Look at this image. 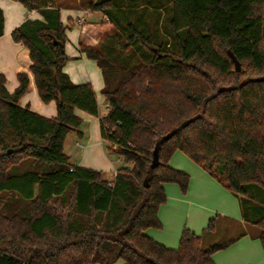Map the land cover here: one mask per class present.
<instances>
[{
    "label": "trees",
    "instance_id": "1",
    "mask_svg": "<svg viewBox=\"0 0 264 264\" xmlns=\"http://www.w3.org/2000/svg\"><path fill=\"white\" fill-rule=\"evenodd\" d=\"M14 1L41 15L11 37L28 49L37 94L56 113L19 103L26 72L12 92L0 72V264H215L211 254L242 235L203 247L217 215L200 232L183 227L174 248L146 233L161 227L164 184L187 191L189 175L169 164L177 150L237 197L264 252V204H252L264 193V0H129L170 7L162 33L142 31L132 16L119 26L113 0L90 1L117 25L101 45L79 46L101 71V116L91 84L62 69L70 24L55 0ZM76 110L99 116L105 149L127 164L112 179L68 161L65 137L82 123ZM244 203L262 214L249 217Z\"/></svg>",
    "mask_w": 264,
    "mask_h": 264
},
{
    "label": "crops",
    "instance_id": "2",
    "mask_svg": "<svg viewBox=\"0 0 264 264\" xmlns=\"http://www.w3.org/2000/svg\"><path fill=\"white\" fill-rule=\"evenodd\" d=\"M90 1L95 0H55V3L59 8L61 21L64 24H70V27L66 29L67 39L64 44V53L67 59L62 69L74 83L89 82L91 84L98 108H100L102 101L106 107L104 112L99 113L98 111L99 116H101L105 114L107 109L100 92L103 86L101 71L94 60L88 58L80 50V44L101 45L105 42L107 35L109 36L114 32L113 29L115 30L117 25L123 24L125 26L132 17V19L135 18L136 26L142 31L162 33L165 31L163 24L166 12L163 11V6L157 8L153 6L144 7V4L140 3L139 6L132 7L129 0H113L114 16L112 19L118 21L119 24L116 25L110 16H106L101 10L89 8ZM160 1L164 3L167 0ZM0 8L3 12V33L0 36V72L5 76V86L8 91L12 92L18 84L17 73L26 72L28 86L25 93L20 97L19 103L28 105L31 110L41 115L52 117L56 113L55 102L53 100L49 102L40 100L33 75L29 70L31 61L28 49L21 42H16L11 37L12 29L26 17L41 19V15L35 10L27 11L21 3L14 0H0ZM99 20L111 25L108 29L111 31L105 32L106 30L103 29L105 27H101V24L98 23ZM100 32L107 34L104 37V33L103 37L98 40ZM76 113L81 117L82 123L75 132L83 144L79 145V142L75 141L74 146L77 147V152L75 163L72 164L99 170L102 175L112 171L109 180L112 179L113 172L117 168L104 152L99 116H93L80 110H76ZM169 164L189 175L188 188L185 194H181L177 184H164L166 201L158 209L161 227L147 229L146 233L150 237L167 247L174 248L178 245L183 227L200 232L208 219L216 214L228 215L235 220L242 221L237 197L193 163L183 152L175 151L169 160ZM211 258L215 264H264V252L257 238V232L246 231L225 249L213 252ZM118 261L123 264L121 260L115 262Z\"/></svg>",
    "mask_w": 264,
    "mask_h": 264
},
{
    "label": "rangeland",
    "instance_id": "3",
    "mask_svg": "<svg viewBox=\"0 0 264 264\" xmlns=\"http://www.w3.org/2000/svg\"><path fill=\"white\" fill-rule=\"evenodd\" d=\"M163 11L166 12V15H168L169 11H170V7L167 6V8L163 9ZM98 14H100V13H98ZM102 18H104V15H102ZM98 23L101 24V27H105V28H103L106 30L105 32L111 31V30H108L111 27V25H109L107 22L99 20ZM113 31L115 32L116 29L115 30L113 29ZM105 32H103V33L100 32L98 34V40H100L103 37ZM106 34L107 33H105L104 37H106ZM161 40H163V39H161ZM87 45H90V44H87ZM97 45H99V44H97ZM97 45L95 44V45H90V46H97ZM166 48H172V47H166ZM115 51L118 53L120 51L118 49L116 50V48L113 49L112 53H114V55L116 57L118 53H115ZM120 56L123 57L122 54ZM111 59L116 63L121 62V59H115L113 57H111ZM105 108L106 107H104V103L102 101L100 108H98L99 113L104 112ZM75 141H78L79 145L83 144L82 140L79 139V137L76 135L75 130H72L67 135V139H66L64 149H63L64 153H66L69 156L68 161L70 163H75V157H76V152H77V147L74 146ZM105 144H106V142L103 140L104 152L113 161V164L116 168L124 167L125 165H127L121 158L117 157L115 154H113L111 152H108L105 149ZM79 147H78V149H79ZM110 175L112 176V171H111V173L108 172V174H103V177H105L106 179H109V178H111ZM252 204L253 205L258 204L260 206L261 205L263 206V204H264V193H263L262 197H260L259 200L254 199L252 201ZM242 209H243L244 213L247 214L249 217H257V216H260L262 214V212L259 211L260 209L257 208V210H256L255 207L250 206L246 203L243 204ZM239 210H240V206H239ZM216 215H217V219H218L217 226L213 231L204 233L203 240H202V246L203 247H208L209 245H211L213 243L221 242V241H224V240L229 239L231 237L238 236L240 234L245 233L246 231H248L250 233H256V232L258 233V229L255 226H253L252 224L248 223L247 221H245L243 219H242V221H240V220H235L228 215H222V214H216ZM114 264H120V261L115 262Z\"/></svg>",
    "mask_w": 264,
    "mask_h": 264
},
{
    "label": "water",
    "instance_id": "4",
    "mask_svg": "<svg viewBox=\"0 0 264 264\" xmlns=\"http://www.w3.org/2000/svg\"><path fill=\"white\" fill-rule=\"evenodd\" d=\"M229 55H230V57H231V59L233 61L234 69L236 71H239L240 70V63H239V61L236 59V57L231 52H229Z\"/></svg>",
    "mask_w": 264,
    "mask_h": 264
},
{
    "label": "built area",
    "instance_id": "5",
    "mask_svg": "<svg viewBox=\"0 0 264 264\" xmlns=\"http://www.w3.org/2000/svg\"><path fill=\"white\" fill-rule=\"evenodd\" d=\"M85 13H86V11H85ZM115 174V171L113 172V175Z\"/></svg>",
    "mask_w": 264,
    "mask_h": 264
}]
</instances>
